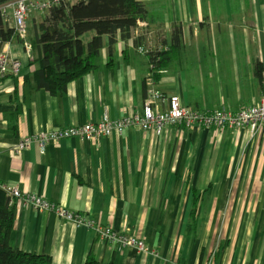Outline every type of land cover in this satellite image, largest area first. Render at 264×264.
<instances>
[{"label": "crops", "instance_id": "0c3cea01", "mask_svg": "<svg viewBox=\"0 0 264 264\" xmlns=\"http://www.w3.org/2000/svg\"><path fill=\"white\" fill-rule=\"evenodd\" d=\"M148 19L130 40L108 39L94 68L55 95L37 90L20 42L0 47L22 64L0 80V191L16 190L95 225L128 232L145 251L100 241L14 197L9 246L51 264H264V127L173 126L162 134L127 128L97 142L70 138L15 148L42 132L142 110L144 89L195 111L236 112L264 94V0H140ZM44 14L30 15L28 36ZM181 37L172 47V32ZM137 31V33H135ZM134 38H141L139 47ZM168 51L152 71L137 49ZM171 49V50H170ZM30 55L38 56L32 48ZM159 70V71H158ZM27 80H29L27 82ZM197 213L194 229L190 213Z\"/></svg>", "mask_w": 264, "mask_h": 264}, {"label": "trees", "instance_id": "16d2710c", "mask_svg": "<svg viewBox=\"0 0 264 264\" xmlns=\"http://www.w3.org/2000/svg\"><path fill=\"white\" fill-rule=\"evenodd\" d=\"M12 0H0V6ZM148 12L140 0H86L67 6L52 7L43 20L35 26L34 36L27 41L39 50L30 64L36 69L31 81L35 89L50 94L63 93L70 82L82 77L94 68L103 48V38L108 39V54H112L117 36L122 41L130 40L138 22H147ZM181 37L179 28L172 32V47L178 45ZM19 42L13 31L0 24V43ZM139 47L141 38H134ZM171 50V49H170ZM168 51H148L152 71L164 67ZM158 70V71H159ZM29 80H27L28 82ZM146 92L144 89V98ZM14 217V198L0 191V264H51L48 256L29 254L9 246V235ZM197 213H190L194 229ZM84 264H98L89 253Z\"/></svg>", "mask_w": 264, "mask_h": 264}, {"label": "built area", "instance_id": "2783aa9c", "mask_svg": "<svg viewBox=\"0 0 264 264\" xmlns=\"http://www.w3.org/2000/svg\"><path fill=\"white\" fill-rule=\"evenodd\" d=\"M86 0H12L0 6V24L13 31L19 40L26 57L31 62V46L27 41V22L30 15L45 14L52 7L67 6ZM144 22H138L137 27L143 28ZM137 33V31H135ZM3 43H0V46ZM139 54L146 50L137 49ZM22 70L19 60L10 55L8 50L0 47V80L17 77ZM173 126L214 128V129H247L254 135L264 127V94L258 103L241 108L236 112H230L224 108L211 111L191 110L179 103L176 97L164 99L155 89L149 88L143 103L142 110L134 114H127L119 119H111L107 113H103L101 119L95 123H87L80 126L58 129L50 132L38 133L23 140L14 150V153H22L31 144H38L41 153H44L46 145L70 138H78L88 142L112 135L121 136L127 128H137L141 131L162 134L164 129ZM9 193L24 205L40 212L53 213L58 218L73 224L77 228H86L95 232L97 238L109 244H115L121 248H134L145 251L142 241L128 232H117L111 228L100 227L94 224L91 218L80 214H74L63 208L56 207L46 200L32 195H23L16 190Z\"/></svg>", "mask_w": 264, "mask_h": 264}]
</instances>
